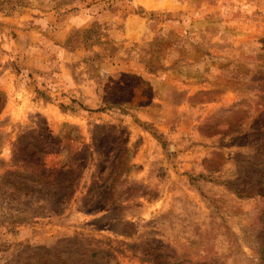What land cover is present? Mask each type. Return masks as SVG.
<instances>
[{
  "label": "rangeland",
  "instance_id": "rangeland-1",
  "mask_svg": "<svg viewBox=\"0 0 264 264\" xmlns=\"http://www.w3.org/2000/svg\"><path fill=\"white\" fill-rule=\"evenodd\" d=\"M0 264H264V0H0Z\"/></svg>",
  "mask_w": 264,
  "mask_h": 264
}]
</instances>
